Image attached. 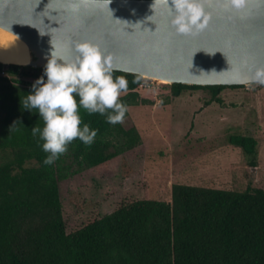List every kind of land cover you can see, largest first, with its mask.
<instances>
[{
    "label": "trees",
    "instance_id": "16d2710c",
    "mask_svg": "<svg viewBox=\"0 0 264 264\" xmlns=\"http://www.w3.org/2000/svg\"><path fill=\"white\" fill-rule=\"evenodd\" d=\"M43 70L0 62V264H264V188L257 186L174 183L171 201L136 199L69 231L65 204L83 212L93 202L74 189L64 197L63 183L109 163L129 176V157L143 141L136 126L111 125L81 109L82 121L98 129L94 143L74 140L53 164H43L46 153L31 134L43 120L22 104ZM115 75L128 80L121 95L128 109L139 104L144 77L120 70ZM164 84L173 96L205 90L207 104H222L224 89L245 86ZM229 140L257 164L255 137L235 134Z\"/></svg>",
    "mask_w": 264,
    "mask_h": 264
},
{
    "label": "water",
    "instance_id": "95a60500",
    "mask_svg": "<svg viewBox=\"0 0 264 264\" xmlns=\"http://www.w3.org/2000/svg\"><path fill=\"white\" fill-rule=\"evenodd\" d=\"M205 10V28L179 34L154 0H0V26L28 45L33 67H45L53 46L72 56L71 42L88 40L120 71L169 84L247 85L264 66V0H245L239 11L206 0Z\"/></svg>",
    "mask_w": 264,
    "mask_h": 264
},
{
    "label": "rangeland",
    "instance_id": "374dc122",
    "mask_svg": "<svg viewBox=\"0 0 264 264\" xmlns=\"http://www.w3.org/2000/svg\"><path fill=\"white\" fill-rule=\"evenodd\" d=\"M164 83L144 77L139 87L141 101L129 107L123 120L126 127L139 129L143 141L144 154L139 150L129 157L133 164L129 176L109 163L63 183L64 197L74 189L93 202L83 212L65 204L69 231L136 199L171 201L174 183L264 188V88H226L222 104H207L205 90H186L173 96ZM235 134L257 139L256 165L251 164L252 155L230 142L229 137Z\"/></svg>",
    "mask_w": 264,
    "mask_h": 264
},
{
    "label": "clouds",
    "instance_id": "9594fccd",
    "mask_svg": "<svg viewBox=\"0 0 264 264\" xmlns=\"http://www.w3.org/2000/svg\"><path fill=\"white\" fill-rule=\"evenodd\" d=\"M163 4L170 14V24L179 34H192L206 27L209 14L206 0H154ZM233 9L241 10L245 0H217ZM153 5V4H152ZM72 56L51 55L43 70L31 85V91L23 98V109L39 114L43 125L31 127L42 151L46 153L43 164H53L79 140L84 145L94 143L98 129L82 121L80 110L105 116L111 125L122 123L128 106L121 100L127 92L128 80L118 71L111 54H105L100 46L88 40L72 41ZM246 83L264 85V66L257 67Z\"/></svg>",
    "mask_w": 264,
    "mask_h": 264
},
{
    "label": "bare ground",
    "instance_id": "6f19581e",
    "mask_svg": "<svg viewBox=\"0 0 264 264\" xmlns=\"http://www.w3.org/2000/svg\"><path fill=\"white\" fill-rule=\"evenodd\" d=\"M30 60L28 45L14 33L0 26V61L25 65Z\"/></svg>",
    "mask_w": 264,
    "mask_h": 264
},
{
    "label": "built area",
    "instance_id": "2783aa9c",
    "mask_svg": "<svg viewBox=\"0 0 264 264\" xmlns=\"http://www.w3.org/2000/svg\"><path fill=\"white\" fill-rule=\"evenodd\" d=\"M248 85V84H247Z\"/></svg>",
    "mask_w": 264,
    "mask_h": 264
}]
</instances>
